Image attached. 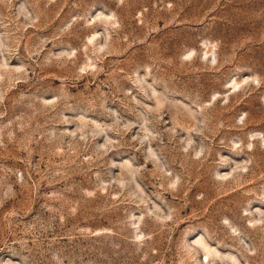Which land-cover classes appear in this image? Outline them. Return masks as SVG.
<instances>
[{
    "label": "rangeland",
    "instance_id": "1",
    "mask_svg": "<svg viewBox=\"0 0 264 264\" xmlns=\"http://www.w3.org/2000/svg\"><path fill=\"white\" fill-rule=\"evenodd\" d=\"M0 264H264V0H0Z\"/></svg>",
    "mask_w": 264,
    "mask_h": 264
},
{
    "label": "bare ground",
    "instance_id": "2",
    "mask_svg": "<svg viewBox=\"0 0 264 264\" xmlns=\"http://www.w3.org/2000/svg\"><path fill=\"white\" fill-rule=\"evenodd\" d=\"M206 257H207V255H206Z\"/></svg>",
    "mask_w": 264,
    "mask_h": 264
}]
</instances>
